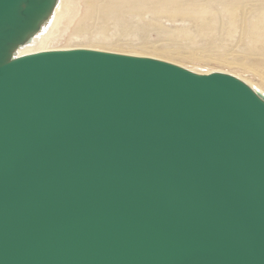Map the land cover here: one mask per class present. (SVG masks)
Here are the masks:
<instances>
[{"label":"water","instance_id":"95a60500","mask_svg":"<svg viewBox=\"0 0 264 264\" xmlns=\"http://www.w3.org/2000/svg\"><path fill=\"white\" fill-rule=\"evenodd\" d=\"M57 0H0V264H264V95L87 48L18 55Z\"/></svg>","mask_w":264,"mask_h":264},{"label":"bare ground","instance_id":"6f19581e","mask_svg":"<svg viewBox=\"0 0 264 264\" xmlns=\"http://www.w3.org/2000/svg\"><path fill=\"white\" fill-rule=\"evenodd\" d=\"M82 9H86L84 16ZM159 19L192 21L197 27V33L183 28L166 29ZM92 20L100 24L99 30L87 36L83 28ZM77 22L79 25L73 28ZM157 26L176 37L187 34H192L193 39L204 37L209 46L221 51L219 57H208V61L241 72L235 76L264 95V0H57L40 30L16 52L18 55H26L47 50L73 49L70 45L60 44L86 40L90 45L101 48L111 46L118 50L127 49L132 53L130 55L140 56L138 53L141 50L162 54L172 60L201 59L192 49L114 40L107 34L111 29L134 34L141 29ZM68 32L70 34L67 35ZM203 53L208 54V51L204 49ZM243 74L251 77H244Z\"/></svg>","mask_w":264,"mask_h":264},{"label":"rangeland","instance_id":"374dc122","mask_svg":"<svg viewBox=\"0 0 264 264\" xmlns=\"http://www.w3.org/2000/svg\"><path fill=\"white\" fill-rule=\"evenodd\" d=\"M83 16L86 13V9H82ZM149 18V17H148ZM161 23H163V26L166 27V29L169 30H176L178 28H183V29H188L189 32L197 33V27L192 21H170L167 19H159ZM162 20V21H161ZM92 23H86L85 27L83 28L85 34L87 36H91L98 32L100 24L98 22H93ZM95 23V24H94ZM98 23V25H97ZM79 23L77 22L76 24H73V28L77 27ZM97 25V26H96ZM146 30V31H145ZM140 32V33H138ZM126 33V34H125ZM128 32L120 31L118 32L115 29H111L110 31L107 32L109 36H112L114 40H120V41H127V42H134V43H142V42H147L150 43L151 45H156V46H162V45H175L179 46L181 49H192L194 52H196L198 55L201 56V59L199 60H190L187 59V61L184 59H168L167 56L162 55V54H155L151 52H145V51H139L138 54H141L140 56H150V57H155L159 58L162 60H166L175 64H178L182 67L188 68V69H193V70H198V71H203V72H225L229 73L232 75H237L240 74L241 72L229 68L223 64L213 62V61H208V57H219L220 50L216 49L213 46H209L207 44V40H205L204 37L200 36L197 39H193L192 34H187L186 36L182 35L181 37H176L177 35L171 33L169 34L168 31H164L160 29L158 26L157 27H149L146 29H141V31H136L134 34H127ZM70 34L69 32L67 35ZM129 39V40H128ZM131 39V40H130ZM136 39V40H135ZM138 40V41H137ZM206 41V42H205ZM61 46H68L70 45V48L77 49V48H87V49H95V50H101V51H110V52H117V53H125V54H132L131 52H128L127 49L118 50L115 47L111 46H103L104 48L95 46V45H90V43L86 40H75L73 42H66L60 44ZM208 46V47H207ZM207 47V48H205ZM115 48V49H114ZM204 49L208 51V54L203 53ZM163 56V57H162ZM235 73V74H234ZM244 77H251L249 74H243ZM237 77V76H236ZM240 79V78H239ZM242 80V79H241Z\"/></svg>","mask_w":264,"mask_h":264}]
</instances>
